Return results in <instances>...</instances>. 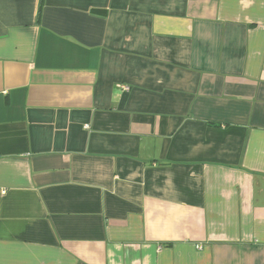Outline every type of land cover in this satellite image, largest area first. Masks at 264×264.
<instances>
[{
    "label": "crops",
    "instance_id": "obj_1",
    "mask_svg": "<svg viewBox=\"0 0 264 264\" xmlns=\"http://www.w3.org/2000/svg\"><path fill=\"white\" fill-rule=\"evenodd\" d=\"M0 264H264V0H0Z\"/></svg>",
    "mask_w": 264,
    "mask_h": 264
}]
</instances>
